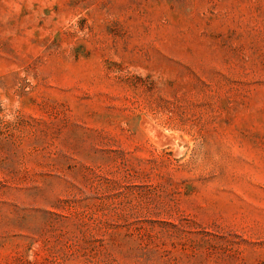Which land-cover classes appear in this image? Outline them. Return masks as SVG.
<instances>
[{"label":"rangeland","instance_id":"rangeland-1","mask_svg":"<svg viewBox=\"0 0 264 264\" xmlns=\"http://www.w3.org/2000/svg\"><path fill=\"white\" fill-rule=\"evenodd\" d=\"M0 264H264V0H0Z\"/></svg>","mask_w":264,"mask_h":264},{"label":"bare ground","instance_id":"bare-ground-1","mask_svg":"<svg viewBox=\"0 0 264 264\" xmlns=\"http://www.w3.org/2000/svg\"><path fill=\"white\" fill-rule=\"evenodd\" d=\"M149 127H151V126H149ZM152 129H153V127H151ZM156 129V128H155ZM154 130V129H153ZM155 132V134H157L158 136H161V134L158 132V131H154ZM167 137V136H166ZM169 138V137H168ZM171 140V138L169 139V141Z\"/></svg>","mask_w":264,"mask_h":264}]
</instances>
